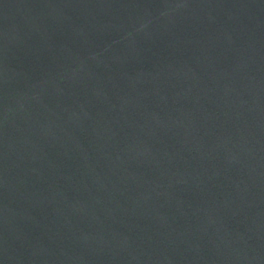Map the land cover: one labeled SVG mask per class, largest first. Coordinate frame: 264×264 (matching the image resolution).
I'll use <instances>...</instances> for the list:
<instances>
[{
  "label": "water",
  "instance_id": "obj_1",
  "mask_svg": "<svg viewBox=\"0 0 264 264\" xmlns=\"http://www.w3.org/2000/svg\"><path fill=\"white\" fill-rule=\"evenodd\" d=\"M0 264H264V0H0Z\"/></svg>",
  "mask_w": 264,
  "mask_h": 264
}]
</instances>
